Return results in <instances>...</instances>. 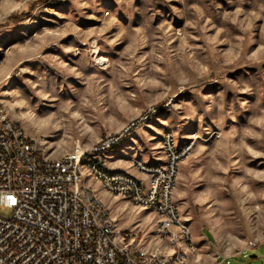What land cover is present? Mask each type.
Masks as SVG:
<instances>
[{"label":"rangeland","instance_id":"1","mask_svg":"<svg viewBox=\"0 0 264 264\" xmlns=\"http://www.w3.org/2000/svg\"><path fill=\"white\" fill-rule=\"evenodd\" d=\"M0 99L54 158L155 108L119 148L134 169L167 131L192 143L174 191L189 264H264V0H0ZM85 185L118 229L166 250L153 211Z\"/></svg>","mask_w":264,"mask_h":264},{"label":"built area","instance_id":"2","mask_svg":"<svg viewBox=\"0 0 264 264\" xmlns=\"http://www.w3.org/2000/svg\"><path fill=\"white\" fill-rule=\"evenodd\" d=\"M155 112L149 109L92 148L54 158L10 118L0 99V209L9 212L0 214V264H189L196 245L174 191L192 143L181 144L173 132H165L160 160H131L140 178L106 166L105 154ZM87 179L134 210L153 211L154 235L166 250H146L137 243V232L118 229L106 205L85 185Z\"/></svg>","mask_w":264,"mask_h":264},{"label":"crops","instance_id":"3","mask_svg":"<svg viewBox=\"0 0 264 264\" xmlns=\"http://www.w3.org/2000/svg\"><path fill=\"white\" fill-rule=\"evenodd\" d=\"M126 152H127L126 146H121L120 148L116 150L107 152L105 154V161H106L107 168L110 170L125 171L135 177L140 178L141 175L136 170L130 168L128 165L125 164ZM132 159H138V158H132ZM160 159H161V156L157 160H160Z\"/></svg>","mask_w":264,"mask_h":264},{"label":"water","instance_id":"4","mask_svg":"<svg viewBox=\"0 0 264 264\" xmlns=\"http://www.w3.org/2000/svg\"><path fill=\"white\" fill-rule=\"evenodd\" d=\"M256 257V255H254V254H252L251 256H250V258H255Z\"/></svg>","mask_w":264,"mask_h":264}]
</instances>
